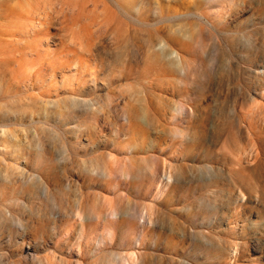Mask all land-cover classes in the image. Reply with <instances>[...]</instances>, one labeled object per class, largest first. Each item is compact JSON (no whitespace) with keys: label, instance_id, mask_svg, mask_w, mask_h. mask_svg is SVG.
I'll return each mask as SVG.
<instances>
[{"label":"rangeland","instance_id":"rangeland-1","mask_svg":"<svg viewBox=\"0 0 264 264\" xmlns=\"http://www.w3.org/2000/svg\"><path fill=\"white\" fill-rule=\"evenodd\" d=\"M127 263L264 264V0H0V264Z\"/></svg>","mask_w":264,"mask_h":264},{"label":"bare ground","instance_id":"bare-ground-1","mask_svg":"<svg viewBox=\"0 0 264 264\" xmlns=\"http://www.w3.org/2000/svg\"><path fill=\"white\" fill-rule=\"evenodd\" d=\"M163 49H164V48H163ZM173 54H175V57H177V59H179V62H180V61H181V58H180L179 56H177L176 53H173ZM100 168L104 169V167H100ZM118 168H119V169H118ZM122 168H123V166L119 165V167H117L118 172H119V170H120V172H121ZM109 170L112 171V169H109ZM130 172H131V171L127 170L126 168H125V170L123 169V171H122V173H123L125 176H127V177H128V175L130 174ZM112 212H113V210H112ZM114 213H115V212H114ZM113 215H115V214H113ZM127 264H128V263H127Z\"/></svg>","mask_w":264,"mask_h":264}]
</instances>
